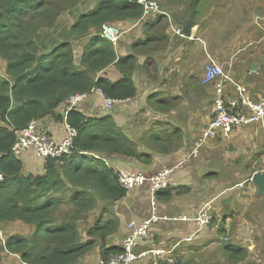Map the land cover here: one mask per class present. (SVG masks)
Returning a JSON list of instances; mask_svg holds the SVG:
<instances>
[{
    "label": "crops",
    "instance_id": "crops-1",
    "mask_svg": "<svg viewBox=\"0 0 264 264\" xmlns=\"http://www.w3.org/2000/svg\"><path fill=\"white\" fill-rule=\"evenodd\" d=\"M160 3L166 14L158 15L160 20L151 21L155 17H148L116 24L125 28L121 40L113 45L117 54L132 56L138 62L132 72L135 95L127 97V103L118 105L114 113L100 109L98 97L93 94L74 109L91 117L96 125L106 127L112 122L127 139V154L89 153L103 159L114 172L156 173L180 165L172 175L170 188L151 196L147 185L135 187L110 205L106 218L115 220L117 228L102 246L96 245L76 264H98L107 249L120 251L121 239L128 232L126 223L142 222L151 215L153 204L158 216L171 219L154 222L136 249H164L161 262L171 258L197 264L205 253H223V239L236 242L255 255V245L244 243L250 234L258 248L264 244V202L251 180L252 174L263 168L264 120L221 131L193 152L211 119L213 86L202 83L208 57L220 64L233 81L226 83V99L238 96L233 88L237 83L246 87V94L253 101L264 100V0ZM187 21L189 36L175 35L174 28L183 29ZM110 66L114 67L112 74L101 71L100 75L120 81L122 72ZM63 116L61 105L54 114L38 119V127L60 138ZM22 155L23 160L33 163L31 167L27 164V169L43 173L42 162L40 167L35 164L34 151ZM203 206L208 208L212 220L199 227L192 218ZM182 216L189 220H181ZM89 218L92 222L94 215ZM114 250L109 255L117 252ZM212 260L217 258L207 259ZM133 264H154L153 256Z\"/></svg>",
    "mask_w": 264,
    "mask_h": 264
},
{
    "label": "trees",
    "instance_id": "trees-1",
    "mask_svg": "<svg viewBox=\"0 0 264 264\" xmlns=\"http://www.w3.org/2000/svg\"><path fill=\"white\" fill-rule=\"evenodd\" d=\"M79 2L0 0V56L6 61L4 72H0V171L4 174L0 182V232L2 225L15 221L33 229L28 235L10 234L4 241L0 237V264L4 251L18 254L25 264H76L96 245L102 246L117 228L116 221L107 219L106 214L126 190L103 159L89 154H127V139L112 122L106 127L96 125L77 109L69 110L67 120L77 129L75 146L59 159L40 158L42 174L27 169L23 155L11 151L17 130L32 119L54 114L75 93L94 87L116 99L136 93L132 72L138 62L132 56L118 55L113 44L101 36L100 27L141 19L142 7L129 0H96L59 36L54 37L49 29L41 30L40 17L51 28L62 12ZM73 35L89 37L79 63L70 41ZM110 65L122 72L120 81L100 75ZM61 208L62 213H57ZM90 215H94L92 222ZM222 249L226 259L235 264L249 253L232 241ZM113 250L107 249L103 259Z\"/></svg>",
    "mask_w": 264,
    "mask_h": 264
},
{
    "label": "built area",
    "instance_id": "built-area-1",
    "mask_svg": "<svg viewBox=\"0 0 264 264\" xmlns=\"http://www.w3.org/2000/svg\"><path fill=\"white\" fill-rule=\"evenodd\" d=\"M129 1L135 2L142 7L141 18L143 19L166 15L161 7L160 0ZM124 32L125 30L115 24L104 23L100 27L101 36L113 45L118 44ZM174 34L180 37L185 36L181 27L174 28ZM228 82H233L228 73L215 60L208 57V62L205 63L203 68L202 83L212 84L213 86L211 119L208 120L206 127L195 142L193 150L195 153L205 140L217 136L221 131H229L238 126H245L264 120V100L253 101L247 96L246 87L237 83L233 84V88L238 96L231 100L226 99L224 92L226 83ZM90 94L98 97L99 108L104 111H112L117 105H122L118 103H123L127 100V98L116 99L109 97L98 87L92 88L89 92L75 93L69 96L64 104H62L64 106V129L60 138H56L40 129L37 119H32L24 127L16 131L17 138L11 147V151L19 156L28 150H32L37 158L51 157L54 159L58 156L70 154L75 146L77 129L68 122L67 112L77 107ZM262 163V171H264V155ZM178 165L163 168L156 173H146L138 170L116 172L117 181L126 191L147 185L151 196H154L157 192L170 188L172 175ZM3 178L4 174L0 171V182ZM152 206L151 215L142 220V222L130 220L126 223L128 232L121 239V250L112 253L107 259L102 258L98 264H133L135 261L146 256H153V263L160 264L166 254L164 249L141 251H137L136 249L138 241L147 237L154 222L171 219L166 216H158L154 204ZM192 219L200 227L201 225L210 223L212 215L208 208L203 206ZM181 220H189V218L182 216ZM168 260L172 262L171 258Z\"/></svg>",
    "mask_w": 264,
    "mask_h": 264
},
{
    "label": "rangeland",
    "instance_id": "rangeland-1",
    "mask_svg": "<svg viewBox=\"0 0 264 264\" xmlns=\"http://www.w3.org/2000/svg\"><path fill=\"white\" fill-rule=\"evenodd\" d=\"M65 2H66V4H68L67 1H65ZM95 2H96V0H80V2L77 5H75V6L71 7L70 9L62 12V14L57 18L56 24L51 28L48 27L44 18L40 17L39 20L38 19L37 20L40 23L43 22V25L40 26L41 30L45 31V30L49 29L48 30L49 33H51L54 37L59 36L60 32L62 30L65 29L68 31L70 24L74 22V20L78 17V15L82 12L89 11L95 5ZM120 28L125 30V28L122 26H120ZM87 38L89 39L88 36L86 38H83V37L80 38V37L75 36V35H73L70 38V41L72 42V45H73L76 63H79V61H80L81 53H82V51H83V49L87 43ZM5 67H6V61L0 56V72H4ZM113 70H114L113 66H108V67L104 68L102 70V72L104 71V73H107L110 75L113 73ZM121 99H123V98H121ZM126 103H127V100L123 103H118V104H126ZM117 106L111 112L114 113L117 109H119V107H117ZM35 158H36V160H35L36 166L40 167L41 162H43V159H40L37 157H35ZM23 161H24V163L29 164V162L27 160H23ZM30 163H31V165L33 164L32 162H30ZM31 165L29 164L30 167H31ZM63 209L64 208L59 209L57 211V213H62ZM243 230L247 234L250 232V230L249 231H246L245 229H243ZM31 232L32 231L30 229V226H28L26 224H23L19 221L8 222V224L2 225L0 237H1L2 241H4L6 239V237L9 236L10 234L19 233V234H23V235H28ZM244 243H246L250 246H251V244L255 245V247L258 249V253H256L255 255H253L252 253H248L247 256L245 257V259L241 260L238 264H256L257 261H255V260H257V259H260V261L257 262V264H264V244H261L258 248V245H257L258 242H255V240L251 234L247 237V240L244 239ZM7 254H6V251H4L2 253L3 261L1 264H25V263L21 262L18 254H9V255H7ZM205 254H206L205 257L197 260V264H201L202 262H207V259H209V257L217 258V260L219 261L220 264H235V263H232L229 259H226L225 255H224L225 253L224 252L222 253L221 250L213 256H210V254H208V253H205Z\"/></svg>",
    "mask_w": 264,
    "mask_h": 264
},
{
    "label": "water",
    "instance_id": "water-1",
    "mask_svg": "<svg viewBox=\"0 0 264 264\" xmlns=\"http://www.w3.org/2000/svg\"><path fill=\"white\" fill-rule=\"evenodd\" d=\"M189 30H190V24L187 21L184 28H183V33L185 36H189ZM252 182L256 185L257 187V194L262 196L263 202H264V171H256L252 174L251 176ZM227 243L226 239L222 240V245L224 246ZM161 264H193L190 261H183L181 259H177L172 262H167V261H162ZM202 264H220L218 260H212V261H207Z\"/></svg>",
    "mask_w": 264,
    "mask_h": 264
},
{
    "label": "bare ground",
    "instance_id": "bare-ground-1",
    "mask_svg": "<svg viewBox=\"0 0 264 264\" xmlns=\"http://www.w3.org/2000/svg\"><path fill=\"white\" fill-rule=\"evenodd\" d=\"M61 157H62V156H58V157H55V158H58V159H59V158H61Z\"/></svg>",
    "mask_w": 264,
    "mask_h": 264
},
{
    "label": "clouds",
    "instance_id": "clouds-1",
    "mask_svg": "<svg viewBox=\"0 0 264 264\" xmlns=\"http://www.w3.org/2000/svg\"><path fill=\"white\" fill-rule=\"evenodd\" d=\"M72 109H74V108H72ZM69 155V154H68ZM262 171V170H261Z\"/></svg>",
    "mask_w": 264,
    "mask_h": 264
}]
</instances>
